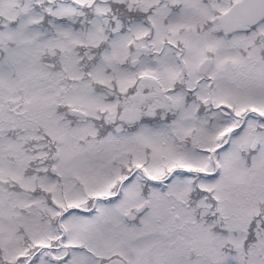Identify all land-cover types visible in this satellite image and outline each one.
Masks as SVG:
<instances>
[{
	"label": "snow or ice",
	"instance_id": "6c2138e0",
	"mask_svg": "<svg viewBox=\"0 0 264 264\" xmlns=\"http://www.w3.org/2000/svg\"><path fill=\"white\" fill-rule=\"evenodd\" d=\"M0 264H264V0H0Z\"/></svg>",
	"mask_w": 264,
	"mask_h": 264
}]
</instances>
